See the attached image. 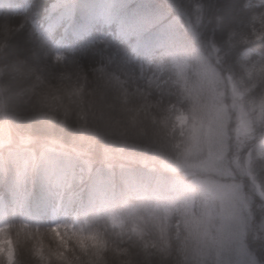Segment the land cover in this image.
<instances>
[{
  "label": "trees",
  "instance_id": "16d2710c",
  "mask_svg": "<svg viewBox=\"0 0 264 264\" xmlns=\"http://www.w3.org/2000/svg\"><path fill=\"white\" fill-rule=\"evenodd\" d=\"M73 2L0 0V47L7 43L3 55L9 60L22 59L37 44L65 55L75 48L86 70L106 75L112 88L122 98H132L134 106L149 111L156 105L174 108L172 131L179 146L182 137L176 117L186 112V142H192L201 121L212 116L218 88L224 87L228 104L229 79L238 92L248 130L239 134L235 109L228 104L224 161L231 174L176 169L166 179L154 171L158 164L147 150L102 158L98 152H84L66 142L41 146L31 136L8 148L0 133V196L5 203L6 235L36 228H50L57 238L71 233L80 248H94L103 264H115L118 259L134 264H214V254L205 246L202 233L198 193L194 186L184 187L187 176H194L240 184L248 206L244 245L264 264V4L257 0H132L138 13L129 22L119 14V7L129 0H75L100 7L91 8L87 20L74 23L73 17L79 21V14L71 7ZM52 4L60 7L50 9ZM194 5L200 7V20L192 32ZM98 17L102 23L93 27ZM19 39L28 47L13 55L12 46ZM82 46H86L84 51H80ZM245 159L247 167H243ZM76 163L88 169L75 188L82 195V224L70 227L68 211L60 209L51 224L47 220L48 173ZM19 174L28 177L20 195L21 210L17 196L12 195ZM159 181L163 187L159 193L137 192ZM93 183L101 185L104 201L87 209ZM125 183H133L138 190L126 191L132 193L125 196ZM171 183L174 187L162 194Z\"/></svg>",
  "mask_w": 264,
  "mask_h": 264
},
{
  "label": "clouds",
  "instance_id": "9594fccd",
  "mask_svg": "<svg viewBox=\"0 0 264 264\" xmlns=\"http://www.w3.org/2000/svg\"><path fill=\"white\" fill-rule=\"evenodd\" d=\"M71 7L79 14V21L73 17L77 23L87 20L91 8L100 6L74 0ZM137 13L132 0L119 7V14L129 22L135 20ZM99 23L102 17L97 18L93 27ZM6 47L7 43L0 47V133L8 148L19 144L24 136H31L33 143L41 146L66 142L84 152H98L102 158L129 150H147L158 164L154 171L161 179H166L169 171L176 170L177 162L186 158L172 131L174 108L156 105L149 111L134 106L132 98H122L112 88L106 75L96 69L86 70L76 58L75 48L65 55L37 44L28 56L9 60L3 55ZM204 123L207 135L197 157H202L206 148L210 150L214 139L222 135V126L214 119L201 121ZM193 183L191 176H187L184 187L190 189ZM169 191L165 188L162 194ZM241 223L242 213L232 219L221 218L224 229ZM6 239L12 244L13 264H103L94 248H80L71 233L57 239L50 228L18 229L12 230ZM227 256L226 249L222 264H232ZM0 264H9L6 253L0 254ZM115 264L134 262L118 259Z\"/></svg>",
  "mask_w": 264,
  "mask_h": 264
},
{
  "label": "rangeland",
  "instance_id": "374dc122",
  "mask_svg": "<svg viewBox=\"0 0 264 264\" xmlns=\"http://www.w3.org/2000/svg\"><path fill=\"white\" fill-rule=\"evenodd\" d=\"M260 1L261 0H257ZM192 22L189 27L193 32L196 24L200 20V7L199 5H194L192 8ZM6 33V31H3ZM27 45L21 39L17 40L12 46V54H21L27 49ZM227 95L228 104L235 109L237 117V131L239 134H243L248 130V120L246 118L245 112L242 105L238 103V92L236 91L232 81L228 79L227 85ZM224 87L218 88L216 98L217 103L212 112V116L209 118L214 119L217 123L222 126V135L217 136L213 141V146L211 149H205L204 155L202 157H197V153L200 150L204 137L207 135V123L203 125L200 124L197 129L195 136H192V142H186L185 133L188 130H184L187 124V114L185 111H181L176 117V128L179 131V135L182 137L179 144L182 147V152L185 154L186 158H182L177 162L176 169H183L188 171H202V172H212L218 175H229L231 174V169L226 165L224 161V154L226 151V133H225V123L227 120V105L223 96ZM208 118V119H209ZM206 119V121L208 120ZM185 146V147H184ZM52 162L51 168H53L54 162ZM248 160L243 161V167H247ZM88 169L85 165L80 163L72 164L71 167L64 165L58 167L57 170L48 173V193L49 196V209H48V220L53 223L57 219V211L60 209L61 212L68 211L67 220L69 221V226H79L82 224L79 213V203L82 197L79 189H75L86 177ZM55 174V175H53ZM21 175V174H19ZM20 177L17 175L13 184L12 195L17 196V208L21 210L22 199L20 195L24 194V189L26 187L27 176ZM194 181L193 186L198 193L199 205L202 206V223H203V236L206 238L207 249L211 250L214 254V264H222L225 259L226 249L228 250L227 258L232 261V264H259L254 256L248 251L244 245L243 236L246 228V222L248 219V209L247 202L241 191V186L238 183H225L209 178H199L191 177ZM160 181L156 186L147 187L144 186L140 188L141 191H137L138 187L133 186V183H125L124 192H155L159 193ZM90 190V196L87 200V209H91L93 206L100 204L104 201L103 194L100 193L101 185L96 183L92 185ZM174 187L173 183L169 184L166 188L171 189ZM152 188V189H151ZM123 192V194H124ZM126 193V195H130ZM122 194V195H123ZM124 198V197H122ZM120 198V199H122ZM189 199H192V194L190 193ZM191 202V201H190ZM192 204V203H191ZM4 199L0 196V248L3 249V254L6 253L9 264L12 263L14 253L11 241L7 240L6 233L4 232ZM242 213L243 223L238 227H232L229 229H224L221 227V218L232 219L239 216ZM234 222V221H233ZM57 239H62L58 236ZM11 250V256L8 253Z\"/></svg>",
  "mask_w": 264,
  "mask_h": 264
},
{
  "label": "snow or ice",
  "instance_id": "6c2138e0",
  "mask_svg": "<svg viewBox=\"0 0 264 264\" xmlns=\"http://www.w3.org/2000/svg\"><path fill=\"white\" fill-rule=\"evenodd\" d=\"M0 254H3V249L0 248ZM9 257L11 256V250H9V253H8Z\"/></svg>",
  "mask_w": 264,
  "mask_h": 264
}]
</instances>
